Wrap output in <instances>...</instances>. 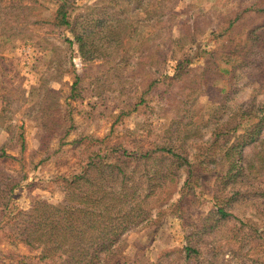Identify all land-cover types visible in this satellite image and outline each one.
I'll return each mask as SVG.
<instances>
[{
	"label": "trees",
	"instance_id": "1",
	"mask_svg": "<svg viewBox=\"0 0 264 264\" xmlns=\"http://www.w3.org/2000/svg\"><path fill=\"white\" fill-rule=\"evenodd\" d=\"M174 2L175 0H102L84 7L87 10L85 14L76 11V2L73 0H61L59 3L51 25L72 34L73 41L66 40L72 47L77 45L84 64L101 61L104 65H110V75L106 76L105 81L101 78L96 83L99 85L96 88L99 89L97 96L103 97L110 90L120 92L121 96L129 92L130 100L128 99L127 105L135 98L137 103L133 106L136 108L140 104L147 108L150 100L156 98L165 104L164 110L173 111L178 107L182 117L178 115L177 118L181 117L180 120H184L187 128L183 135L178 131L180 121L171 115L164 133L167 143L161 145L155 142L145 146L143 141L134 138L131 150L122 143H115L111 147L91 152L76 171L59 179L62 183L61 201L50 204L37 200L30 211H18L14 216L6 217L4 225L0 223V229L7 224L15 227V241L31 249H42V258L49 264H105V259L113 255L115 248L129 231L154 224L169 206L174 205L178 211L190 208L196 197L191 193L195 160L191 156L193 134L188 127L195 126L199 133L197 126L202 123L201 118L196 121L189 118L196 102L193 99L194 84L201 79L206 88L216 86L220 73L218 69L213 71V68L218 67L215 62L218 54H223V76H229L236 88H223L221 91L223 101L219 109L223 114L219 115L217 110L219 119L216 127H213L207 141L204 135L202 143L207 145L208 152L201 153L203 149L196 143L195 159L198 157L200 165H204L205 161L217 165L215 155L210 153H216L223 137L225 144L221 158H225L230 166L224 180L233 187L246 183L242 162L245 151L263 137L264 100H259L258 93L236 108L230 106L239 94L238 86L244 80L243 77L249 80L245 83L246 87L252 85L258 91L264 89V1L239 2L236 5L232 13L234 18L229 19L222 36L225 39L238 27L236 35L241 40L230 47L224 46L223 40V48L219 46L208 53L210 59L202 68L192 67V57L184 51L189 45L197 43V32L188 26L187 32L182 30L181 38L174 39V16L170 10V4ZM164 4H167L166 7H163ZM1 12L2 10L0 45L7 47L8 40L5 37L9 34L8 19H3ZM128 13L130 19L127 18ZM258 19H261L260 23H256ZM142 24L148 28L146 32L139 31ZM228 41H231L230 38L225 42ZM169 60L176 62V68L174 76L168 77L169 85H166L162 75ZM143 66H147L143 74L145 79L139 77L137 82L138 71ZM0 70L4 73L2 77L6 78V68L0 67ZM113 71H117L118 75L112 74ZM111 76L119 79L120 90L111 88L112 85H117V80L106 84ZM73 79L71 98H85L80 89L84 78L75 74ZM129 84L131 87L127 86ZM141 85L144 90L139 92L138 87ZM107 87L108 90L102 91ZM185 90L188 92L185 93ZM36 91L42 92L43 89L34 88L31 92L33 97L39 96ZM44 91V101L42 95L41 100L26 109L27 113L22 111L24 115L30 114L37 122L40 150L50 147L56 132L63 136V140L72 129L68 114L61 113L60 103L52 100L57 93L50 89ZM133 91L135 94L132 96ZM7 101L11 106L12 102L9 99ZM17 108L18 112L23 107L17 105ZM131 113L125 107L120 110L117 118L120 121L124 115ZM211 120L212 115L209 116V121ZM245 120L248 122L247 127L231 142L244 126ZM207 125L209 124L206 123ZM176 137L181 139L179 144ZM21 138L24 152V135ZM4 158H13L6 147H2L0 151V159ZM2 176L0 173V205L9 210L12 206L11 199L21 182H16L10 176ZM194 181L198 183L200 177L194 178ZM241 196L240 190L230 192V198L203 217L194 232L210 234L222 222L235 220L230 206ZM193 235L190 233L189 238ZM184 251L187 259L195 252L190 243Z\"/></svg>",
	"mask_w": 264,
	"mask_h": 264
},
{
	"label": "rangeland",
	"instance_id": "2",
	"mask_svg": "<svg viewBox=\"0 0 264 264\" xmlns=\"http://www.w3.org/2000/svg\"><path fill=\"white\" fill-rule=\"evenodd\" d=\"M60 1H0L2 18L8 19L9 31L5 37L8 46L0 45V67L6 68L7 71L6 78H3L4 73L0 70V151L2 147H6L8 154L13 157L0 159V173L2 177L10 176L16 182H21L11 199L10 209L5 210V207L0 205V223L3 225L6 217L14 216L18 211H30L32 204L37 200L50 204L61 201L62 183L59 179L76 171L82 160L91 152L111 147L115 143H122L131 150L134 138L143 141L145 146L155 142L162 145L168 142L164 138L168 117H182L178 107L175 106L173 111L164 110L165 104L156 98L150 100L147 108L141 104L136 108L133 106L137 103L135 98L127 105L128 99L130 100L129 92L121 96L120 92L110 90L103 97L97 96L99 89L96 88L99 85L96 83L101 81V78L105 81L106 76L110 75V65H104L101 61L84 64L77 45L72 47L66 40L73 41L72 34L68 30L61 31L51 25ZM73 1L76 2V11L85 14L87 10L84 7L102 0ZM252 1L254 0H175L174 4H170L174 16V39L181 38L182 30L187 32L188 26L198 34L197 43L184 49L192 57V67H204L210 59L208 53L219 46L223 48V40L230 38L231 41H224V46L227 47L239 43L241 38L236 35L239 32L238 27L225 39L222 36L223 28L229 19L234 18L232 13L239 2ZM127 18H131L129 13ZM260 21L261 19H258L256 23ZM147 30L143 24L139 28L141 32ZM215 60L218 67H214L213 71L218 69L220 73L216 86L206 88L201 79L194 84L193 99L196 102L189 114L193 121L197 118L202 120L197 126L199 133L196 132L195 126L188 127L193 134V176L200 177L198 183L194 178L191 179V182H194L191 193L196 197L193 204L187 210L181 211L174 208V205L169 206L154 224L141 226L126 233L113 255L105 259V264H264V134L260 142L245 151L242 162L245 184L233 187L227 185L224 180L230 166L225 158H221L225 144L223 137L216 153H210L215 155L217 165L207 161L200 165L198 157L195 159L197 144L203 149L201 153L208 152L207 145L202 142L204 135L205 141L210 138L211 131L218 122L219 116L216 112H220L223 101L221 91L223 88H236L229 76H223V54H218ZM175 68L176 62L169 60L162 75L166 85L170 83L168 77L174 76ZM146 69L147 66H143L142 70L138 71L137 82L139 77L145 79L143 74ZM116 72L111 73L118 75ZM200 72L202 74V71ZM75 74L84 78L80 87L85 96L83 99L71 98L70 88ZM243 79L238 86L239 94L231 103L232 108L250 101L258 93L259 100H264V89L258 91L255 86L246 87L245 83L249 80L245 77ZM116 80L117 85L114 84L111 88L120 90L119 79L114 76H111L106 84ZM127 86L131 87V84ZM34 88H41L43 91H36L39 96L33 97L31 92ZM46 89L57 93L52 100L60 103L61 113L68 114L72 129L63 140V136L56 132L50 147L40 150L37 122L30 114L24 115L22 111L27 113L26 109L41 100ZM105 89L109 88L102 91H106ZM143 90V85L138 87L139 92ZM187 92L188 90H185V93ZM134 94L135 91L132 96ZM7 99L12 102L11 106L7 104ZM17 105L23 107L21 111L17 112ZM125 107L126 111L131 110L132 113L124 115L119 121L117 117ZM220 114H223V111ZM210 115L213 116L211 121ZM181 117L177 118L180 121L178 131L184 135L187 125L184 120H180ZM206 123L209 125L206 126ZM247 123L245 120L244 126L231 142L243 133ZM21 135H24V152ZM176 139L179 144L181 139ZM92 148L94 149L88 151ZM235 190H240L242 194L239 200L230 206V211L236 219L222 222L210 234L194 232L202 218L215 211L219 205H223V202L230 198V192ZM14 233L15 227H12V224L0 229V264H49L42 258V249H31L15 241ZM190 233L194 234L191 238ZM189 243L195 252L187 259L184 249Z\"/></svg>",
	"mask_w": 264,
	"mask_h": 264
}]
</instances>
